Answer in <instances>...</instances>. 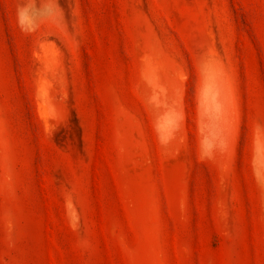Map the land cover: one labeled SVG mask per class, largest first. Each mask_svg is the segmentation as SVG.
<instances>
[{"label":"rangeland","instance_id":"rangeland-1","mask_svg":"<svg viewBox=\"0 0 264 264\" xmlns=\"http://www.w3.org/2000/svg\"><path fill=\"white\" fill-rule=\"evenodd\" d=\"M0 264H264V0H0Z\"/></svg>","mask_w":264,"mask_h":264}]
</instances>
